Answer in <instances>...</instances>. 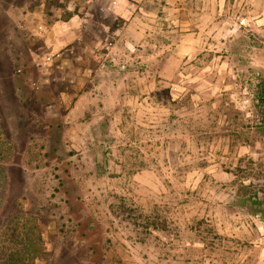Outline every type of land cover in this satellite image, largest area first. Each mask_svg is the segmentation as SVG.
I'll return each mask as SVG.
<instances>
[{"label":"rangeland","instance_id":"rangeland-1","mask_svg":"<svg viewBox=\"0 0 264 264\" xmlns=\"http://www.w3.org/2000/svg\"><path fill=\"white\" fill-rule=\"evenodd\" d=\"M192 1L134 3L133 21L12 5L0 264L33 224L44 255L21 264H264V0ZM56 10L84 25L54 48Z\"/></svg>","mask_w":264,"mask_h":264},{"label":"crops","instance_id":"crops-1","mask_svg":"<svg viewBox=\"0 0 264 264\" xmlns=\"http://www.w3.org/2000/svg\"><path fill=\"white\" fill-rule=\"evenodd\" d=\"M23 1L28 2V0H0L1 3L8 5L7 11L2 12L0 14V35H4L8 38H11L14 34V29L16 31H19L18 23L19 21H24L25 17H23L22 13L13 12L12 11V5H19ZM37 1L39 3L38 8H41V5L44 4L46 0H33ZM70 1V4H80L82 7H86L82 14L81 20H93V19H106L111 18L115 16H122L126 20L133 21L136 19L137 14L134 12V8H132L131 5L134 3H141L146 0H74ZM73 2V3H72ZM193 4L195 5V8L193 10L198 11L197 14H200V6L201 2L208 3L209 5L213 4L214 6V12H215V2L216 0H193ZM137 5V4H136ZM70 9V7H67ZM143 9L141 6L139 7ZM184 8V7H180ZM18 9V6H17ZM137 13H140V11H137ZM142 14H148V10L144 9L142 11ZM85 17V19L83 18ZM52 20L54 21L52 25L49 26V32L47 33L51 37L50 44L54 46V48L57 47L61 42H65L69 39H72L80 34H82V27L83 23H79L76 21L78 17V14L76 13H68L66 15V19H62L59 16V13L54 11L52 13ZM131 23V22H130ZM87 28H90L89 25L86 26ZM75 28V29H73ZM48 39V38H47ZM7 40H4L3 47L1 50L3 52L10 53V49L8 48V43H6ZM9 42V41H8ZM56 46V47H55ZM11 54V53H10ZM13 66V64H11ZM10 67L6 65L3 62H0V111L2 114H5L3 111V104L4 101H8L9 99L14 98V88L9 87V79L11 75L13 74V71Z\"/></svg>","mask_w":264,"mask_h":264},{"label":"trees","instance_id":"trees-1","mask_svg":"<svg viewBox=\"0 0 264 264\" xmlns=\"http://www.w3.org/2000/svg\"><path fill=\"white\" fill-rule=\"evenodd\" d=\"M257 99L260 102H264V86H261V90L257 94ZM4 151L0 150V176L2 175L3 179H8L7 174V165L8 160L5 159L8 154L3 153ZM4 160V162H2ZM12 234L15 233L19 235V227L13 225L12 227H9ZM21 228V227H20ZM36 224H33L31 227L28 225H24V229H21L22 238L20 242L15 241L14 247H12L7 255V259L3 261L4 264H21L23 263L22 259H18L19 257H16L18 252H28L29 259L28 260H35L38 257H41L44 255L43 250V240L40 232L35 231ZM25 259V258H24Z\"/></svg>","mask_w":264,"mask_h":264},{"label":"built area","instance_id":"built-area-1","mask_svg":"<svg viewBox=\"0 0 264 264\" xmlns=\"http://www.w3.org/2000/svg\"><path fill=\"white\" fill-rule=\"evenodd\" d=\"M244 20H245V19H241V20L239 21V24H240V25L243 24V23H244ZM94 48L97 50V47H96V46H95ZM100 48H101V49H104V50H107V51H109V50L111 51V49H110V48H111V45H110L109 42H105ZM110 51H109V52H110ZM47 60H48L47 58L42 60L41 64L43 65V67L46 66V64H47Z\"/></svg>","mask_w":264,"mask_h":264}]
</instances>
